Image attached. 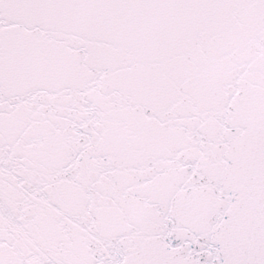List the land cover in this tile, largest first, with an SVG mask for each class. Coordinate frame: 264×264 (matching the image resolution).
Returning <instances> with one entry per match:
<instances>
[{
    "label": "snow or ice",
    "instance_id": "snow-or-ice-1",
    "mask_svg": "<svg viewBox=\"0 0 264 264\" xmlns=\"http://www.w3.org/2000/svg\"><path fill=\"white\" fill-rule=\"evenodd\" d=\"M0 264H264V0H0Z\"/></svg>",
    "mask_w": 264,
    "mask_h": 264
}]
</instances>
